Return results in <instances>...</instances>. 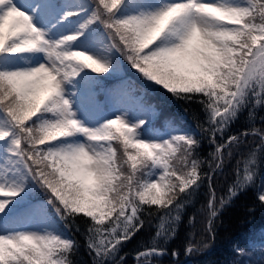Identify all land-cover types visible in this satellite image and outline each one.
Returning <instances> with one entry per match:
<instances>
[{"label": "snow or ice", "instance_id": "1", "mask_svg": "<svg viewBox=\"0 0 264 264\" xmlns=\"http://www.w3.org/2000/svg\"><path fill=\"white\" fill-rule=\"evenodd\" d=\"M121 57L143 85L202 105L197 126L217 168L241 137L259 136L264 148L256 128L216 140L242 110L264 105V0H0V264H74L78 241L65 231L77 218L88 221L92 264H109L144 211L165 215L138 264L165 253L157 240L175 228L163 221L205 178L201 141L191 128L157 127L148 88ZM114 77L101 104L97 89ZM255 156L220 207L249 187L264 204ZM209 188L211 224L210 177ZM38 190L44 200L33 199ZM198 250L191 240L185 249Z\"/></svg>", "mask_w": 264, "mask_h": 264}, {"label": "trees", "instance_id": "2", "mask_svg": "<svg viewBox=\"0 0 264 264\" xmlns=\"http://www.w3.org/2000/svg\"><path fill=\"white\" fill-rule=\"evenodd\" d=\"M121 60L124 64L123 58ZM124 65L127 77L140 83L141 80L134 74V70L127 64ZM115 81H117L115 77L103 81L98 88V94L104 95L103 88ZM146 101L159 108L155 117L156 124L165 126L176 123L181 127L191 128L200 139L197 158L202 161L200 170L205 175L198 190L183 198L174 235L167 239L158 238L157 243L166 251L163 255L153 258V264H254L260 260L261 263L258 264H264V204L257 200L258 188L249 187L228 200L223 207L219 204L221 197L227 198L229 185L236 179L237 167L243 173L245 161L253 151L256 152L257 186L264 180V148L257 147L261 144L259 136L250 134L241 137L231 148L224 149L222 165L217 168L212 156L215 145L211 143L210 136L202 133L197 126L198 123L203 124L205 121V113L200 103L177 99L169 93L167 97L159 94L158 89L153 92L148 89ZM252 128L264 131V105H250L249 108L242 110L223 134V138L217 134L216 140L223 143L228 136L237 135L245 129L251 131ZM209 177L215 189L218 208L217 215L211 218V224L208 209ZM41 192L38 190L32 196ZM149 207L156 206H145L146 209ZM162 214L163 212L144 211L141 214L145 222L143 228L122 244L109 264H138L136 253L142 246L149 245L155 237ZM87 224L86 218H77L72 223L71 231L66 233L78 241V248L72 257L74 264H92L84 236ZM77 227L79 231H76ZM190 240L199 250L188 254L185 249ZM236 248H243L245 251L238 254ZM173 250L178 255L173 256Z\"/></svg>", "mask_w": 264, "mask_h": 264}, {"label": "rangeland", "instance_id": "3", "mask_svg": "<svg viewBox=\"0 0 264 264\" xmlns=\"http://www.w3.org/2000/svg\"><path fill=\"white\" fill-rule=\"evenodd\" d=\"M121 59H122V57H121ZM122 61V60H121ZM124 64H127V62L126 61H124ZM129 68H130V66H129ZM131 69V68H130ZM132 70H134V69H132ZM90 71V70H89ZM134 74L138 77V79H140L141 80V82L140 83H136L138 86H142V87H147L151 92H153V91H155V90H157L158 89V93L159 94H164V96H167L168 97V93L166 92V90H161V89H159V88H151V87H149V86H147V85H143V82H142V78L140 77V75H139V73L136 71V70H134ZM117 82L118 81H115L112 85H110V87L108 88V87H105V91H104V94H105V97H106V99H104L103 97H100L99 96V101L101 102V104H110V99H109V97H108V95H107V93H108V91L110 90V89H112L116 84H117ZM97 92H98V89H97ZM163 92V93H162ZM151 106H152V108H153V110H154V115H155V117L157 116V114H158V112H159V108L155 105V104H150ZM254 106H257V105H254ZM109 118H114V117H109ZM169 124H171V123H169ZM176 124V123H175ZM177 125H179V124H177ZM250 158H252L251 157V155H250V157L245 161V163H247V161L250 159ZM255 168H256V163H255V165H253ZM36 196V198H35V200H44L45 199V195H44V193H38L37 195H35ZM181 210H182V207H181V209L179 210V212L177 213L176 211H173L171 214H168V216H167V218L163 221V224H164V228L165 229H171V228H173V227H175V224H176V222H177V220L176 221H172V219H171V217L172 216H175V215H178L179 216V214H180V212H181ZM165 215V213H163L162 214V216H164ZM161 216V217H162ZM161 217L159 218V225L162 223V221H161ZM67 233V230L65 231V234ZM258 263H261V260L258 262ZM258 263H254V264H258Z\"/></svg>", "mask_w": 264, "mask_h": 264}]
</instances>
